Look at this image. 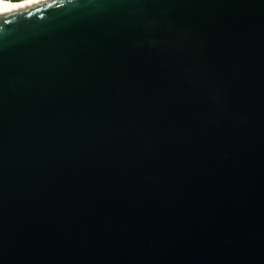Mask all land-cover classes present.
<instances>
[{"label":"water","instance_id":"obj_1","mask_svg":"<svg viewBox=\"0 0 264 264\" xmlns=\"http://www.w3.org/2000/svg\"><path fill=\"white\" fill-rule=\"evenodd\" d=\"M0 264H264V0L0 14Z\"/></svg>","mask_w":264,"mask_h":264},{"label":"bare ground","instance_id":"obj_2","mask_svg":"<svg viewBox=\"0 0 264 264\" xmlns=\"http://www.w3.org/2000/svg\"><path fill=\"white\" fill-rule=\"evenodd\" d=\"M44 0H27L23 2L13 3L8 0H0V14H6L7 11H15L17 9L41 2Z\"/></svg>","mask_w":264,"mask_h":264},{"label":"flooded vegetation","instance_id":"obj_3","mask_svg":"<svg viewBox=\"0 0 264 264\" xmlns=\"http://www.w3.org/2000/svg\"><path fill=\"white\" fill-rule=\"evenodd\" d=\"M12 1H15V0H12Z\"/></svg>","mask_w":264,"mask_h":264},{"label":"rangeland","instance_id":"obj_4","mask_svg":"<svg viewBox=\"0 0 264 264\" xmlns=\"http://www.w3.org/2000/svg\"><path fill=\"white\" fill-rule=\"evenodd\" d=\"M9 1H12V0H9Z\"/></svg>","mask_w":264,"mask_h":264}]
</instances>
